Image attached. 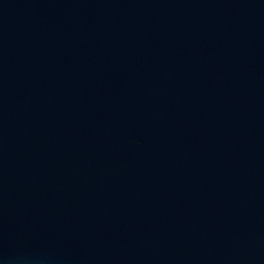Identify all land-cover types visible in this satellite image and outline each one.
<instances>
[{"label":"water","instance_id":"water-1","mask_svg":"<svg viewBox=\"0 0 264 264\" xmlns=\"http://www.w3.org/2000/svg\"><path fill=\"white\" fill-rule=\"evenodd\" d=\"M0 264H264V0H0Z\"/></svg>","mask_w":264,"mask_h":264}]
</instances>
